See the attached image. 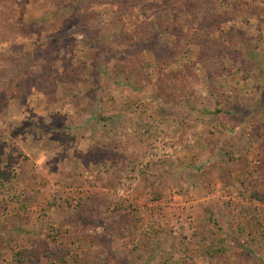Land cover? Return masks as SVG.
<instances>
[{"label":"rangeland","instance_id":"1","mask_svg":"<svg viewBox=\"0 0 264 264\" xmlns=\"http://www.w3.org/2000/svg\"><path fill=\"white\" fill-rule=\"evenodd\" d=\"M0 264H264V0H0Z\"/></svg>","mask_w":264,"mask_h":264}]
</instances>
